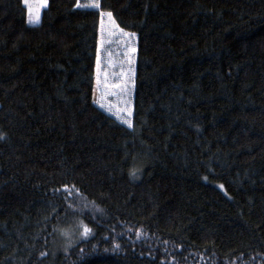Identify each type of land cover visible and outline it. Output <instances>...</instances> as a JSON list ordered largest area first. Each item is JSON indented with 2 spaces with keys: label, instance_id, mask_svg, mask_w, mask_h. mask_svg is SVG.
Wrapping results in <instances>:
<instances>
[{
  "label": "trees",
  "instance_id": "obj_1",
  "mask_svg": "<svg viewBox=\"0 0 264 264\" xmlns=\"http://www.w3.org/2000/svg\"><path fill=\"white\" fill-rule=\"evenodd\" d=\"M100 5L0 0V264H264V0ZM109 10L131 127L93 100Z\"/></svg>",
  "mask_w": 264,
  "mask_h": 264
},
{
  "label": "rangeland",
  "instance_id": "obj_2",
  "mask_svg": "<svg viewBox=\"0 0 264 264\" xmlns=\"http://www.w3.org/2000/svg\"><path fill=\"white\" fill-rule=\"evenodd\" d=\"M32 6L40 8V21L42 17V11L44 7H40V0H31ZM91 0H80V3L83 5H90ZM48 4V0H47ZM106 12V11H102ZM114 17V16H113ZM115 19V18H114ZM104 20V31H101V23L99 27V36H98V49L100 50L101 55V69L107 71L108 73V83L115 84L120 80V72L124 70L128 72L132 79H134V85H130L129 89L124 91L122 94L116 89H109L107 92L103 90V83L97 87L96 78H94V103L112 114L116 119H118L123 124L128 125L123 120L116 115L118 109L123 107H129L131 111V120L133 125V113H134V97H135V85H136V62H137V51L134 54H131L127 51L124 38L120 35L118 29H110L108 25L107 16L103 17ZM116 21V20H115ZM127 32H131L125 30ZM111 32V35H109ZM135 33V32H134ZM103 40V43L101 41ZM134 46L138 47V34L136 33V38L134 41ZM129 55L133 56V61L130 64L127 57ZM129 69L134 71V75H131ZM96 72V68H95ZM103 79V77H102ZM115 93V94H114ZM109 107L112 108V111H109ZM123 115V113H122ZM127 118V117H126ZM129 126V125H128Z\"/></svg>",
  "mask_w": 264,
  "mask_h": 264
},
{
  "label": "snow or ice",
  "instance_id": "obj_3",
  "mask_svg": "<svg viewBox=\"0 0 264 264\" xmlns=\"http://www.w3.org/2000/svg\"><path fill=\"white\" fill-rule=\"evenodd\" d=\"M23 3L27 9V22L30 24H36L40 22V8L39 7H33L32 6V2L31 0H23ZM47 5V0H40V7H44ZM77 5L78 6H91L93 8H100V0H91L90 5H81L80 0H77ZM101 31H104V20L103 17L107 16L108 18V25L110 27V29H118L120 35L124 38V42H125V46L126 49L129 53L134 54L136 53L137 49L134 46V41L136 38V33L134 32H127L125 31L124 28H121L120 25L115 21L114 17H113V13L112 11H106V12H101ZM109 35H111V32H109ZM101 43H103V40L101 41ZM128 62L131 64L133 61V56L129 55L127 57ZM129 72L131 73V75H134V71L129 69ZM103 77V79H102ZM120 80L118 83L115 84H110L108 83V73L107 71H103L101 69V55H100V50H97V56H96V72H95V78H96V84L97 87H99L102 83H103V90L105 92H107L109 89H116L118 90V92L120 94H122L124 91L128 90L130 85H134L135 81L134 79L131 78V76L129 75L128 72H125L124 70H121L120 72ZM115 94V93H114ZM109 111H112V108L109 107L108 109ZM123 113V115H122ZM116 115L118 117H120L121 120H123L125 123H127L130 127L132 126V120H131V111L129 109V107H123L117 110ZM127 117V118H126ZM139 169L133 168L130 171V175L135 177L138 175L139 173ZM64 189H68L69 186L67 184L62 186ZM221 187H223L221 185ZM74 191H76L77 193L79 192V189H75L73 186ZM86 206V205H85ZM97 209L99 208V206H96ZM77 229L79 230V238H86L88 236H90L92 234V228H90L87 224H85L82 220L77 222ZM60 231L62 232V234L66 237H69L67 243L69 245L72 244V239H71V233L65 229H60ZM141 230L137 229L136 230V235L139 238L141 236ZM116 248H119L120 245L116 244L115 245ZM65 252H67V247H65ZM82 251V250H81ZM45 253H41V255H44Z\"/></svg>",
  "mask_w": 264,
  "mask_h": 264
},
{
  "label": "crops",
  "instance_id": "obj_4",
  "mask_svg": "<svg viewBox=\"0 0 264 264\" xmlns=\"http://www.w3.org/2000/svg\"><path fill=\"white\" fill-rule=\"evenodd\" d=\"M85 5H87V4H85Z\"/></svg>",
  "mask_w": 264,
  "mask_h": 264
}]
</instances>
